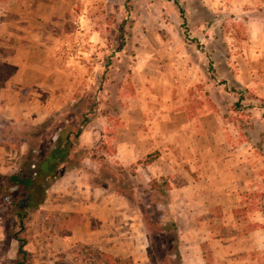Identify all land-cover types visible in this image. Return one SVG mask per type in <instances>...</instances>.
Masks as SVG:
<instances>
[{"label":"crops","instance_id":"0c3cea01","mask_svg":"<svg viewBox=\"0 0 264 264\" xmlns=\"http://www.w3.org/2000/svg\"><path fill=\"white\" fill-rule=\"evenodd\" d=\"M64 4L67 6L61 9ZM155 4L161 1L155 0ZM13 5L19 15L15 13L0 26V36L14 48L7 58L13 71L0 90L12 95L0 102V128L4 129L0 142L10 143L21 140L18 129L22 122L23 126L40 123L55 109L47 95H55L61 88L62 71L54 65L56 58L51 48L55 43L49 39L54 40L52 29L73 10L68 0H14ZM223 6L231 13L248 16L242 24L244 35L234 33L230 38L231 59L238 66L235 83L264 97V0H225ZM179 45L176 52L168 53L169 64L161 70L147 68L142 54L138 56L133 71L136 94L123 109L115 134V153L110 157L118 160L122 170L138 165L134 175L141 187L134 184L131 191L136 187L144 191L160 178L167 180L168 195L158 189L163 199L157 205L164 211L158 222L175 223L181 264H250L245 256L264 250V211L258 208L251 215L241 216L239 208L246 205L243 197L257 182L263 162L254 148L246 147L236 124L229 122L221 110L196 100L193 91L199 92L200 84L206 83L207 72L193 68L190 62L194 59L184 52V41L180 40ZM92 46V50L80 55L78 63L86 66L97 48ZM162 52L165 58L167 53ZM155 56L158 63L164 60ZM88 132L87 129L81 134L80 141L91 146ZM2 148L0 143V161L4 157ZM12 151L8 152V160L0 162V173L4 175L20 170ZM149 156L153 158L140 164ZM91 159L95 161L86 152L76 166L68 168L47 190L43 204L31 213L27 226L45 211L40 229L25 232L31 264H57L59 256L70 258L78 245L97 247L102 255L116 260L128 256L131 248H118L113 227L117 206L132 203L133 197L102 179L103 171H96L95 162L89 166L90 172L96 173L91 177L86 169ZM117 174L116 171V178ZM101 209L109 213L106 219ZM51 213L64 217L48 225L46 219ZM76 217L78 220L72 221ZM245 221L256 225L248 229L243 227ZM61 228L65 233L58 230ZM11 240L15 241L16 245H12L17 257L18 242Z\"/></svg>","mask_w":264,"mask_h":264},{"label":"rangeland","instance_id":"374dc122","mask_svg":"<svg viewBox=\"0 0 264 264\" xmlns=\"http://www.w3.org/2000/svg\"><path fill=\"white\" fill-rule=\"evenodd\" d=\"M56 1L51 0L52 3ZM160 1L161 4L157 5L155 0H68V6L73 9L71 15L67 19H60L62 22L51 31L54 40L49 39L55 43L51 48L53 58H56L54 65L62 71L61 88L55 95H47L55 109L40 123L26 127L22 122L18 129L20 141L0 142L3 144L1 156H4L0 162L4 161L3 158L9 159L10 150H13L14 159L19 165L24 160L37 162L53 147L63 127L76 130L85 125L82 133L89 130L87 140L92 145H83L80 141L77 147L80 155L74 157L73 164H77L88 152V156L93 155L95 159L89 160L86 167L91 177L96 173L93 170L90 172L89 166L95 162L96 171H105L110 175L117 171V180L141 187L138 176L134 175L138 165L123 167L122 170L117 164L118 160L110 157L115 153V134L128 99L136 94L133 71L138 56L142 54L147 68L161 70L169 64L168 53L176 52V45L179 47L180 40H183L184 52L194 59L190 62L191 66L206 71L208 76L206 83L200 84L199 92L193 91L196 100L221 110L229 122L236 124L240 139L246 141V147L254 148L263 162L260 163L257 182L243 197L246 205L239 208V214L251 215L258 208L264 211V97L251 88L235 83L238 66L231 59L230 49L232 34L244 35L242 24L248 16L225 10V0ZM13 2L0 0V26L17 14L15 9L18 8ZM65 6L62 5L61 9ZM237 25L240 27L236 28ZM94 30L97 32L96 40L92 38ZM164 43L167 45L163 47ZM10 44L9 40L5 41L0 36V90L13 71L7 62L14 49ZM92 44L97 48L90 52V61L86 62V66L83 62L78 63L79 59L82 60L80 55L83 52L93 49ZM161 52L167 53L166 59ZM155 55L165 61L158 63ZM197 56L202 60H196ZM6 96L12 95L1 92L0 102L4 103ZM3 131L0 128V135ZM152 158L149 156L140 164ZM31 169H35L34 165ZM168 186L167 180L160 178L156 183H150V187L144 188V191L136 187L128 192L133 197L132 203L117 206L116 227H113L117 231L115 241L120 249L131 248L128 249V256L119 255L122 259L116 260L102 255L97 247L78 245L70 258L65 260L59 256L57 264H106L109 261L123 264H179L178 256L170 255L176 248L174 234L162 230L169 227L171 222H158L164 212L157 205L163 199L158 189L167 193ZM6 197L8 202L10 197ZM126 202L127 198L124 200ZM101 211L106 219L109 213L105 214L104 209ZM44 215L45 211L38 213L28 224L26 233L39 230ZM60 217L64 216L51 213V217L46 219L48 225L58 223ZM75 220L78 217L72 221ZM14 222L12 208L0 201V264L15 262L16 250L12 245L15 241L7 235L8 231L18 229ZM255 225L247 221L243 223V227L248 229ZM58 230L65 233V229ZM245 260L250 264H264V250L247 254Z\"/></svg>","mask_w":264,"mask_h":264},{"label":"trees","instance_id":"16d2710c","mask_svg":"<svg viewBox=\"0 0 264 264\" xmlns=\"http://www.w3.org/2000/svg\"><path fill=\"white\" fill-rule=\"evenodd\" d=\"M181 12L184 13L182 9ZM84 126L82 125L81 128L78 127L76 130L68 126L63 127L59 131L53 147L37 162L28 163L24 160L17 173L12 175L0 173V201L12 208L15 218L14 223L18 227L13 232H7L10 238L18 242L17 257L14 264H31L32 256L26 249L28 238L24 235L27 230V220L31 213L43 204L47 197V190L53 182L62 176L68 168L76 166V164H73V159L80 155L77 147ZM33 165L35 169H31ZM102 177L105 180H110L120 190L131 192V184L118 182L114 174L110 175L108 172L103 171ZM98 182L101 185L104 184V181ZM6 196L10 197L8 202ZM162 230L173 232V240L177 242L175 223L172 222L169 227H163ZM173 251L174 253H170V255H177L179 264H181V256L177 246Z\"/></svg>","mask_w":264,"mask_h":264}]
</instances>
